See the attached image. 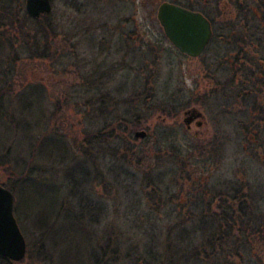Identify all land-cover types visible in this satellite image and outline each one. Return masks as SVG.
<instances>
[{"label":"rangeland","instance_id":"374dc122","mask_svg":"<svg viewBox=\"0 0 264 264\" xmlns=\"http://www.w3.org/2000/svg\"><path fill=\"white\" fill-rule=\"evenodd\" d=\"M50 1L51 11L47 14H51L57 25L56 54L52 60L18 61L7 79L13 81V93L10 94L13 99L22 89L28 91L30 86H41L40 107L34 104L32 110L37 115L36 121L40 111L43 116L39 122L41 126L35 128L34 133L36 135L43 128L47 133L65 137L70 152L80 153L77 146L85 134L101 129L103 125L116 124L117 117H128L137 112L136 108L143 115L140 111L142 100L134 98L147 86H152L158 96L165 91L177 93L183 89L201 94L209 91L215 80L222 78L218 72L214 76L213 64L223 59L222 45L214 44L202 56L190 58L178 52L165 37L156 18L157 7L165 0ZM3 66L5 64L0 62V71ZM97 85H100L99 89ZM205 102L206 105L192 104L187 108L201 113L204 122L198 126L193 123L189 131L182 121L184 114L164 117L165 127H176L177 131L168 135L167 143L162 146L154 141L159 138L157 122L163 117L144 112L140 118L141 126L132 131L131 137L140 129H150L149 133L155 131L156 137L153 134L147 141H132L134 147L147 150L146 160L129 161V156L121 171L120 153H113L105 146L104 150L110 152L105 155L101 146L90 145L89 150L98 161L95 172L101 174L95 179L91 177L82 194L69 196L65 190L62 169L67 163L60 166L48 158L39 163L33 160L32 164L37 163L45 169L41 172L37 165L34 174L47 183L45 192L38 194L36 200L40 204L47 200L53 205L58 201L61 203L60 199L67 196L65 201L74 205L78 202L76 197L80 196L83 205L84 202L93 203V207L98 205L92 211L98 219L94 226L101 233L119 237L120 242L114 241L120 244L123 254L132 253L134 247L147 243L150 234L158 238L155 243H163L166 229L178 225L184 217L186 221L178 230L186 226L197 228V222L193 220H197L195 212L203 206L202 200L210 202L206 224L212 221L210 214L220 213L229 206L238 219L237 224L240 227V223L247 224L251 230L239 237L238 256L231 255L230 262L264 264V124L257 127L256 118H251V132L244 133L241 122L249 121L245 119L246 115L237 112L239 102H233L231 106L226 104L225 108L218 99ZM221 107L225 114L217 116L215 109L221 110ZM177 118L179 124H176ZM17 136L20 132L13 127L6 136L0 127V155L10 147L9 159L25 162L28 159L25 144L20 147ZM215 137L220 140V146L215 148L214 155L207 142ZM164 144L178 147L180 155L186 157L185 163L182 164V158L164 157L165 151H158L164 150L160 148ZM188 145L192 149L193 145L203 148L204 156L196 150L190 155ZM5 166L0 165V181L20 177L9 174L8 166ZM151 177H157L158 184H162L161 195L152 194ZM24 194L27 195L26 190ZM27 200L32 211L34 203L29 197ZM13 213L26 241L25 255L15 262L0 257V264H56V246L52 247L48 239L40 238V229L33 220L35 212H28L20 193L13 196ZM204 218L200 214L199 221ZM197 229L195 244L205 236L203 227ZM234 238H237L235 232ZM232 246L229 243L227 249Z\"/></svg>","mask_w":264,"mask_h":264},{"label":"trees","instance_id":"16d2710c","mask_svg":"<svg viewBox=\"0 0 264 264\" xmlns=\"http://www.w3.org/2000/svg\"><path fill=\"white\" fill-rule=\"evenodd\" d=\"M171 2L189 9L199 10L211 22L213 20L208 0ZM56 28L57 25L53 22L51 14H43L38 18L30 17L25 11V0H0V62L5 64L0 71V127L5 130V136L9 134L12 127L20 132V136H17L18 143L20 147L23 143L25 144L24 149L28 157L25 162L17 158L10 160L11 148L8 147L0 155V165H7L9 174L13 176L20 175V177L5 178L0 181V184L9 189L13 196L14 194L18 196V193H20L23 205H25L28 212H35L33 220L40 229V238L44 237L51 242L52 247L56 246L54 249L57 256L56 264H234L232 261L230 262L229 258L231 255L238 256L239 237L251 230H249L247 224L239 222L241 227L237 224L238 219L234 212L230 211L229 206L224 207V210L220 213L210 214L209 218L212 221L210 224H206L208 222L207 215L209 214L208 207L210 202L201 201L203 206H200L199 211L195 212L197 220L193 221L197 222L195 223L197 228L198 226L204 228L203 236L204 234L205 236L203 237L201 234L200 238L203 237V239L197 244L194 242L198 232L197 228L186 226L179 229L180 231L177 229L183 221H186V217H184L180 221L181 223L172 225V227L169 226L166 229L163 243L159 241L155 243L154 241L158 238L156 239L154 235L150 234L147 243L134 247L135 251L132 253L123 254L121 253L120 244L114 241L115 239L120 242L119 237H114L113 233L112 235L101 233L94 226L98 219L93 215L92 211L96 210L98 205L93 207L91 202L89 204L84 202L83 205L80 196L76 197L78 202L73 203L74 205L65 201L67 196L63 197L64 200L60 199L61 203L58 201V203L53 205L48 204L47 200H44L45 203H38L36 196L45 192L47 183L41 182L39 180L40 177L38 178L34 174L39 164H32L33 160L34 162L37 160L39 163L40 160H47L48 158L50 162L53 161L60 166L67 163L66 168L62 169L63 175L61 174L64 179L65 190L69 196L82 194L83 190L86 191L91 177L95 179L97 175L101 174V172H95V170L98 171V169H95L98 167V161L96 160L97 156L95 157L89 150L90 145L97 144L101 148L107 146L110 151H114L113 153H120L118 159L122 161V165H120L122 167H119L121 171L124 169L123 164L128 162L125 160L129 156H131L129 161L131 159L146 160L147 150L143 151L131 145V142L136 139L131 137V133L134 129L141 126L140 118H142L144 112H148L150 115L158 113L162 117L172 118L192 104L206 105L205 101L212 100L208 96L210 90L201 94L188 89H183L184 91L177 93L165 91L161 96H158L152 86H147L143 92H139L134 98L137 101L139 99L142 100L143 107L140 111L143 115L139 114L138 108H136L137 112L128 116L129 118L117 117L116 120H119L115 122L116 124L103 125L101 129L85 134L79 146H77V149L81 151L80 153L70 152L65 137H57L55 135L58 134L53 132L47 133L46 129L44 130L43 128L39 129L36 135L34 133V129L36 128L37 130L41 126L39 122H41L43 116L42 111H40L36 121L37 115H34V110H32L34 104L40 107L41 98H39L38 94L42 95L41 86H30L28 91L22 89V92L16 93V99H13V96L10 95L13 93V81L7 79L12 75L11 71L13 68L15 69L18 61L53 59V54H56L55 40L58 36ZM211 43L206 50L211 47ZM97 79L100 81L101 76L99 75ZM242 84L240 83V85ZM94 86H96V83ZM97 86V89H99L100 85ZM246 89H241V91ZM14 101H16L15 105ZM253 105L254 103L247 105L246 108L251 106V111L246 109L245 114H242L243 116L246 115L245 119L249 121L248 123L241 122L244 133L251 132V118H255V107ZM162 123V121L157 122V127L160 130L157 132L159 138L155 140V144L158 146H162V143L159 142H162L163 139L167 140L168 135L177 131L176 127L174 129L159 126ZM176 124L179 123L176 122ZM122 126H124L123 130L120 129ZM146 140L145 138L143 141ZM209 144L214 154L215 148L220 146V143ZM189 145L187 149L191 152L189 153L190 155H192L193 150H196L200 153V156H204L205 150L203 148L198 149L196 145H193L192 149ZM160 148L164 150L159 149L158 151H165L164 157L182 158V164L185 163L186 157L184 156L183 158L180 155L178 147L175 148L164 144V147ZM107 153L110 152H106L103 148V154L106 155ZM42 169L45 170L39 165L38 170L42 172ZM150 181L151 185L154 186L152 194L157 195L158 193V195H161L159 191L162 188V184H158L159 179L151 177ZM25 190L27 195L24 194ZM28 197L29 201L32 200L34 203L32 211L27 200ZM87 201H89L88 198ZM173 213H176V211L174 210ZM200 214L206 217L202 221H199ZM184 230L188 231L184 232ZM234 232L237 234V238L233 239ZM229 243L233 244L232 249H227Z\"/></svg>","mask_w":264,"mask_h":264},{"label":"flooded vegetation","instance_id":"af4514ba","mask_svg":"<svg viewBox=\"0 0 264 264\" xmlns=\"http://www.w3.org/2000/svg\"><path fill=\"white\" fill-rule=\"evenodd\" d=\"M208 2L213 19L211 22L204 15L210 21L212 29L208 45L211 42V46L222 45L224 50L223 59L213 63L214 76L218 72L222 78L219 77L213 82L208 96L214 102L215 99L222 100L224 108L226 104L231 106V103L239 102L237 112L241 114H245L246 109L251 111V106L248 108L246 106L254 103V115L258 124L256 126L259 127L264 124V0H208ZM245 88H247L245 91H241ZM215 112L217 116L225 114L224 109L217 108ZM180 113L185 115L182 121L187 131L191 129L193 123L195 126L204 123L201 113L194 108L185 109ZM165 119L163 117L161 120L163 123L159 126H165ZM177 122L180 123L179 119ZM149 131L150 129H146L145 137L138 139L144 140L155 134V131L154 133ZM166 141L163 140L161 143H167ZM207 143H220V140L215 137ZM0 257L12 262L19 261L2 254Z\"/></svg>","mask_w":264,"mask_h":264},{"label":"water","instance_id":"95a60500","mask_svg":"<svg viewBox=\"0 0 264 264\" xmlns=\"http://www.w3.org/2000/svg\"><path fill=\"white\" fill-rule=\"evenodd\" d=\"M25 11L32 18L51 11L50 0H25ZM156 18L165 37L180 53L197 58L205 51L211 37L210 21L200 11L162 1ZM145 130H136L135 138H144ZM26 242L13 215V194L0 184V254L12 260L24 257Z\"/></svg>","mask_w":264,"mask_h":264}]
</instances>
